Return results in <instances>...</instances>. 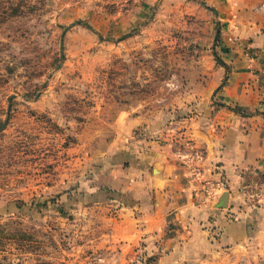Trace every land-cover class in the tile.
<instances>
[{"label": "rangeland", "instance_id": "obj_1", "mask_svg": "<svg viewBox=\"0 0 264 264\" xmlns=\"http://www.w3.org/2000/svg\"><path fill=\"white\" fill-rule=\"evenodd\" d=\"M232 18L206 0H0V264L156 261L117 241L123 119L221 105ZM256 250L234 264H264Z\"/></svg>", "mask_w": 264, "mask_h": 264}, {"label": "crops", "instance_id": "obj_2", "mask_svg": "<svg viewBox=\"0 0 264 264\" xmlns=\"http://www.w3.org/2000/svg\"><path fill=\"white\" fill-rule=\"evenodd\" d=\"M206 1L233 17L228 42L238 39L222 104L203 95L190 117L171 121L129 114L127 161L105 178L129 196L116 205L117 241L135 255L144 247L152 264H234L253 247L264 253V0Z\"/></svg>", "mask_w": 264, "mask_h": 264}, {"label": "water", "instance_id": "obj_3", "mask_svg": "<svg viewBox=\"0 0 264 264\" xmlns=\"http://www.w3.org/2000/svg\"><path fill=\"white\" fill-rule=\"evenodd\" d=\"M228 196H229V193L226 191V192L220 197V204L218 205L220 208H226V207H227Z\"/></svg>", "mask_w": 264, "mask_h": 264}, {"label": "built area", "instance_id": "obj_4", "mask_svg": "<svg viewBox=\"0 0 264 264\" xmlns=\"http://www.w3.org/2000/svg\"><path fill=\"white\" fill-rule=\"evenodd\" d=\"M224 188H226V186L223 184Z\"/></svg>", "mask_w": 264, "mask_h": 264}, {"label": "trees", "instance_id": "obj_5", "mask_svg": "<svg viewBox=\"0 0 264 264\" xmlns=\"http://www.w3.org/2000/svg\"><path fill=\"white\" fill-rule=\"evenodd\" d=\"M223 181H224V182H226V180H225V179H224Z\"/></svg>", "mask_w": 264, "mask_h": 264}]
</instances>
